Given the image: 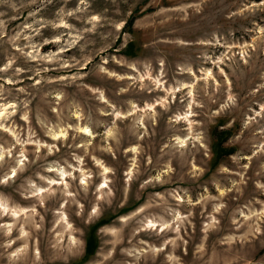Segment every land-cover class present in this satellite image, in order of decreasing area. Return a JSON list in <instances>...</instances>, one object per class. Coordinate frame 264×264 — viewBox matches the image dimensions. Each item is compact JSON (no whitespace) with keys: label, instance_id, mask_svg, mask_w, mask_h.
Instances as JSON below:
<instances>
[{"label":"rangeland","instance_id":"374dc122","mask_svg":"<svg viewBox=\"0 0 264 264\" xmlns=\"http://www.w3.org/2000/svg\"><path fill=\"white\" fill-rule=\"evenodd\" d=\"M258 182L264 0H0V264H264Z\"/></svg>","mask_w":264,"mask_h":264},{"label":"clouds","instance_id":"9594fccd","mask_svg":"<svg viewBox=\"0 0 264 264\" xmlns=\"http://www.w3.org/2000/svg\"><path fill=\"white\" fill-rule=\"evenodd\" d=\"M230 102L232 104H235V98H231ZM223 108H226L227 105H222ZM191 147L189 148H176V145H172L171 147L176 149V151H178L180 153V157L183 159L185 164H192V160L189 159L190 156L193 155V150L196 148V143L199 140V133H192L191 134ZM258 151L260 149H257ZM97 163H99V161H97ZM169 172L172 171V168L169 167L167 169ZM61 172H63V169L60 170ZM107 171H112V169H107ZM202 171V169H201ZM70 175V173H68ZM194 175H199V172L193 173ZM153 179H158V177H154ZM258 186L261 189H264V184H260L258 182ZM111 191V189L109 190ZM69 195H71V193H69ZM203 199V198H202ZM218 200V198H217ZM189 203H191V201H189ZM214 209L215 210H219V208L223 207L222 203H215L214 204ZM8 209L5 208V211H7ZM192 213L189 210L187 213V216H180L179 213H177V215L173 218V220H171L168 223H164L163 226L165 228H171L173 230L177 231V235L176 237H174L172 240L168 241L166 240L164 243L165 244H169L171 243L172 247L171 249L166 253V258H167V262H170V264H186V261L182 259L181 255L177 253L176 249L181 247V244L178 243V241L183 240V237L179 234V229L177 227V222H180V226L183 225L184 222H188L190 223V220L188 219L189 217H191ZM252 217H254L255 219H251ZM262 218H264V212L261 213H251L249 214V232L245 233L243 236H239V237H231V240H239V241H244L249 239L251 236H255L257 233L261 232L262 228H261V223L259 221L262 220ZM153 220H158L157 217H153ZM161 223H163L161 221ZM218 223V222H217ZM37 227H39V225H37ZM237 227H239V225H237ZM184 243H187V241H184ZM156 251H162L161 249H156ZM197 253L198 256L196 257V260L198 262V264H232V259L231 257H229L227 255V250H222V251H217L215 253H213V255L211 257H208L205 251V246L203 244H201L198 248H197Z\"/></svg>","mask_w":264,"mask_h":264},{"label":"trees","instance_id":"16d2710c","mask_svg":"<svg viewBox=\"0 0 264 264\" xmlns=\"http://www.w3.org/2000/svg\"><path fill=\"white\" fill-rule=\"evenodd\" d=\"M224 132L218 131V129L214 130V138H215V145H214V153H215V163H217L220 159H221V155L218 156L219 153V149L217 147H221V141L223 140L222 136H223ZM88 247L87 249L91 252V250L93 249V247L95 246V239H91V241H88ZM92 249H90V247ZM90 252L87 253V255L90 254Z\"/></svg>","mask_w":264,"mask_h":264},{"label":"bare ground","instance_id":"6f19581e","mask_svg":"<svg viewBox=\"0 0 264 264\" xmlns=\"http://www.w3.org/2000/svg\"><path fill=\"white\" fill-rule=\"evenodd\" d=\"M148 109H149V108H148ZM88 133H89V132H88ZM86 134H87V133H86ZM183 141H184V140H183ZM184 145H185V144H184ZM61 173H62V172H61ZM61 173H60V174H61ZM61 176H62V174H61ZM39 192H40V191H39Z\"/></svg>","mask_w":264,"mask_h":264}]
</instances>
